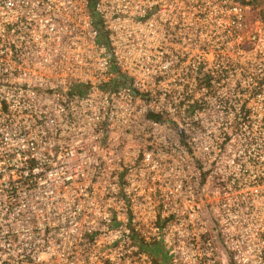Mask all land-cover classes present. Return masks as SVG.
Wrapping results in <instances>:
<instances>
[{
  "label": "built area",
  "instance_id": "built-area-1",
  "mask_svg": "<svg viewBox=\"0 0 264 264\" xmlns=\"http://www.w3.org/2000/svg\"><path fill=\"white\" fill-rule=\"evenodd\" d=\"M257 0H0V264H264Z\"/></svg>",
  "mask_w": 264,
  "mask_h": 264
},
{
  "label": "rangeland",
  "instance_id": "rangeland-1",
  "mask_svg": "<svg viewBox=\"0 0 264 264\" xmlns=\"http://www.w3.org/2000/svg\"><path fill=\"white\" fill-rule=\"evenodd\" d=\"M250 13L256 18L264 19V0H257Z\"/></svg>",
  "mask_w": 264,
  "mask_h": 264
},
{
  "label": "trees",
  "instance_id": "trees-1",
  "mask_svg": "<svg viewBox=\"0 0 264 264\" xmlns=\"http://www.w3.org/2000/svg\"><path fill=\"white\" fill-rule=\"evenodd\" d=\"M93 0H91V2H92Z\"/></svg>",
  "mask_w": 264,
  "mask_h": 264
}]
</instances>
